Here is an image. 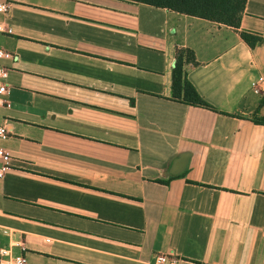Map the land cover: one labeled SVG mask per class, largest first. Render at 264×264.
Returning a JSON list of instances; mask_svg holds the SVG:
<instances>
[{
  "label": "crops",
  "instance_id": "1",
  "mask_svg": "<svg viewBox=\"0 0 264 264\" xmlns=\"http://www.w3.org/2000/svg\"><path fill=\"white\" fill-rule=\"evenodd\" d=\"M8 1L0 248L26 264H264V0L240 28L136 0ZM185 48L210 107L173 96Z\"/></svg>",
  "mask_w": 264,
  "mask_h": 264
},
{
  "label": "trees",
  "instance_id": "2",
  "mask_svg": "<svg viewBox=\"0 0 264 264\" xmlns=\"http://www.w3.org/2000/svg\"><path fill=\"white\" fill-rule=\"evenodd\" d=\"M152 5L166 7L190 15L200 16L235 28H240L241 17L247 0H136ZM241 36L248 44L255 46L263 41V37L247 31H241ZM195 60L190 49H179L173 70V96L185 103L210 107L200 96L187 76L185 66ZM264 105V103L262 104ZM257 113H261L260 109ZM256 121L264 123V114L257 116Z\"/></svg>",
  "mask_w": 264,
  "mask_h": 264
},
{
  "label": "built area",
  "instance_id": "3",
  "mask_svg": "<svg viewBox=\"0 0 264 264\" xmlns=\"http://www.w3.org/2000/svg\"><path fill=\"white\" fill-rule=\"evenodd\" d=\"M10 4L8 0H0V13L6 14L9 11ZM16 55L12 52L0 49V59H15ZM9 75V69L0 65V105L7 102L6 96L9 92L7 78ZM9 137V130L6 125H0V140H5ZM11 165V154L0 146V179H2ZM157 261L160 263L174 264V260H171L165 256H158ZM0 264H26V260L23 256H11L9 249L0 248Z\"/></svg>",
  "mask_w": 264,
  "mask_h": 264
},
{
  "label": "water",
  "instance_id": "4",
  "mask_svg": "<svg viewBox=\"0 0 264 264\" xmlns=\"http://www.w3.org/2000/svg\"><path fill=\"white\" fill-rule=\"evenodd\" d=\"M262 113L264 114V107L262 108Z\"/></svg>",
  "mask_w": 264,
  "mask_h": 264
}]
</instances>
